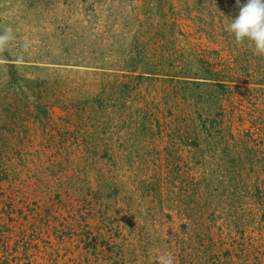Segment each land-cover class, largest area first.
I'll use <instances>...</instances> for the list:
<instances>
[{
	"label": "rangeland",
	"instance_id": "1",
	"mask_svg": "<svg viewBox=\"0 0 264 264\" xmlns=\"http://www.w3.org/2000/svg\"><path fill=\"white\" fill-rule=\"evenodd\" d=\"M239 12L0 0V264H264V55Z\"/></svg>",
	"mask_w": 264,
	"mask_h": 264
},
{
	"label": "clouds",
	"instance_id": "2",
	"mask_svg": "<svg viewBox=\"0 0 264 264\" xmlns=\"http://www.w3.org/2000/svg\"><path fill=\"white\" fill-rule=\"evenodd\" d=\"M237 4L239 15L231 19L227 30L234 35L237 45L247 41L258 54L264 55V0H247L245 5H239L237 0ZM166 264H171V260Z\"/></svg>",
	"mask_w": 264,
	"mask_h": 264
}]
</instances>
